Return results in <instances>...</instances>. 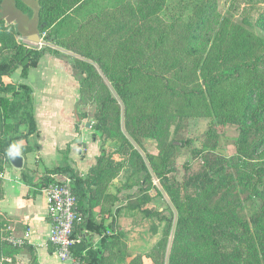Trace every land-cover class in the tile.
Returning a JSON list of instances; mask_svg holds the SVG:
<instances>
[{
    "label": "rangeland",
    "instance_id": "obj_1",
    "mask_svg": "<svg viewBox=\"0 0 264 264\" xmlns=\"http://www.w3.org/2000/svg\"><path fill=\"white\" fill-rule=\"evenodd\" d=\"M25 1L38 11L36 0ZM81 1L62 11L50 9L58 0L40 3L50 26L39 30L38 44L16 35V23L4 16L0 62L13 61L18 68L0 80L27 84L32 92L38 84L37 97L55 102L77 133L96 144L91 167L100 157L102 176L93 187L92 214L110 238L102 244V236L83 233L85 244L102 251L103 264L222 259L229 249L216 217L221 198L240 175L252 207L264 213V145L253 142L264 134L259 116L264 113V66L215 88L203 80L264 53V0ZM4 6L12 9L14 3L5 0ZM30 51L36 71L22 78L26 58L21 62V57ZM38 70L46 74L43 79ZM0 97L16 103L15 94L2 93L1 86ZM18 130L26 132L23 126ZM14 131L0 107V139ZM78 143L68 148L75 144V151L84 153L83 142ZM214 157L238 159L241 172L214 173ZM76 160L80 163L82 154ZM0 166L4 170L2 160ZM73 169L87 177L88 170ZM232 194L244 198L238 191ZM251 212L246 208L244 215ZM1 223L0 264H17L26 251L12 258L7 246L22 240L19 223Z\"/></svg>",
    "mask_w": 264,
    "mask_h": 264
},
{
    "label": "trees",
    "instance_id": "obj_2",
    "mask_svg": "<svg viewBox=\"0 0 264 264\" xmlns=\"http://www.w3.org/2000/svg\"><path fill=\"white\" fill-rule=\"evenodd\" d=\"M7 1V0H6ZM14 7L12 9L4 6L5 0H0V21L4 20V16L15 22L17 27L15 30L16 35L27 36L25 32L27 27L23 29L22 26H36L37 32L44 30L50 26L49 22L43 18V1L36 0L38 3V11L33 6L27 4L25 0H12ZM81 0H58L56 3L51 4L50 9L53 10H70L74 8L75 4H80ZM44 3V5H45ZM21 7H20V6ZM260 22L264 23V9L260 14ZM33 34V33H32ZM7 49L15 50L16 46L7 45ZM25 59L24 64L21 66V76L24 78L30 69L37 67V61L34 53L27 52L21 57ZM260 66H264V53L259 56L252 57L249 62H243L237 65L230 73L212 74L204 78L203 84L208 88H215L216 86L223 84L229 80H232L240 75L242 72H248L250 74L257 73ZM18 66L13 61L0 62V79L4 76L11 75ZM0 86L2 93L11 90L16 96V103H9V99L6 97H0V107L2 108L5 121L9 120L14 124L16 131L13 133H5L0 139V160L3 163H9V159L5 154V150L9 144L22 141V156L25 153L31 151V148L26 145V140L29 136L37 133L36 121H35V108L33 92L29 85L19 83L17 85H4L0 80ZM114 89L118 94H122L121 88L114 83ZM264 112V111H263ZM260 118H264V113L259 112ZM8 125V123H7ZM23 126L26 128L25 133H21L18 128ZM253 142L256 145H264V134L260 137H255ZM101 158L96 160V165L88 170L87 177L82 179L76 171L68 164L67 151L62 154V161L60 164L54 166L52 169L46 170L45 175L39 179H35V171L29 170L23 167L20 170L21 181L28 185L37 188L34 194H39L42 190L54 181H58L61 177H67L71 180V188L75 196V221L73 226L72 239L74 240L71 246V262L72 264H103V254L101 250H94L87 246L84 242L85 234H92L102 236V244L109 241L108 236L105 235V227L103 225H97L93 220L92 208L94 206L92 193L93 187L99 185L102 173L100 170ZM213 164L214 173L219 174L227 172V170H233L239 174L241 172L240 161L235 158L225 160L214 157L211 159ZM3 172V167L0 166V174ZM91 178V179H90ZM242 175L238 177V182L224 193L221 198L217 215V228L225 234L228 242V254L222 255L220 259H216L212 263L208 264H264V213L261 209H255L251 203L253 199L249 197ZM36 181V182H35ZM238 191L242 197L241 201L236 199L232 194ZM232 194V199L228 196ZM228 198V199H227ZM246 208H249L252 212L249 216L244 215ZM2 219V220H1ZM8 222V218L0 212V224L1 222ZM238 230V231H237ZM244 234L247 235V239H243ZM7 254L8 256L15 258L20 254V250H26L29 256V264H37V258L35 255V249L28 245V243L22 240L21 246L9 245ZM49 252H53V247L47 243ZM252 257V259H251Z\"/></svg>",
    "mask_w": 264,
    "mask_h": 264
},
{
    "label": "crops",
    "instance_id": "obj_3",
    "mask_svg": "<svg viewBox=\"0 0 264 264\" xmlns=\"http://www.w3.org/2000/svg\"><path fill=\"white\" fill-rule=\"evenodd\" d=\"M37 72L36 74H38L40 79H43L46 75L40 70ZM63 85V90L69 89L66 84ZM36 86L37 89H33V99L37 133L29 136L26 140V145L28 142L31 151L25 153L24 157H21L23 160L22 168L26 167L29 170L35 171V179L37 180L42 176L40 175L42 172L45 175L46 170L60 164L62 154L67 151L68 164L73 168H78L80 172H87L93 165L97 155L96 144L88 140V136L80 130L77 133L75 124H72L71 120L68 119L66 111L61 112L57 110L55 102L49 100L43 103V99L36 95L37 92L40 93L41 88H39L38 84ZM55 87L57 89L60 88L58 86ZM53 94V97L58 95L56 93ZM71 95L70 93L69 99ZM69 104L70 101H68L67 107ZM62 128L65 131H62ZM73 141L76 144L83 142L84 153H81V150L78 151L79 153L76 152L74 148L75 144L71 148H68ZM81 154L82 160L78 163L76 156H81ZM21 169L14 168L10 162L4 164V170L0 174V212L12 224L19 223L20 229L17 232L28 245L35 249L37 264H72L71 261L57 259L54 252H49L47 237L50 233V226L46 216L45 194L43 192L34 194L37 188L28 186L21 181L19 174ZM13 170H17V175L13 173ZM6 175L8 180H5ZM19 257L18 261L20 262L17 264H29L30 260L27 252L20 254Z\"/></svg>",
    "mask_w": 264,
    "mask_h": 264
},
{
    "label": "built area",
    "instance_id": "obj_4",
    "mask_svg": "<svg viewBox=\"0 0 264 264\" xmlns=\"http://www.w3.org/2000/svg\"><path fill=\"white\" fill-rule=\"evenodd\" d=\"M42 192L45 194L46 216L50 226L47 243L53 247L57 259L70 261L75 221V196L71 181L67 177H61L47 185ZM22 240L16 241L14 245L21 246Z\"/></svg>",
    "mask_w": 264,
    "mask_h": 264
},
{
    "label": "water",
    "instance_id": "obj_5",
    "mask_svg": "<svg viewBox=\"0 0 264 264\" xmlns=\"http://www.w3.org/2000/svg\"><path fill=\"white\" fill-rule=\"evenodd\" d=\"M22 39L24 41H27V42H30V43H34V44L40 43V35H39L38 32H34L33 34H30V35H27V36H23ZM9 162L16 169H21L22 168L23 160H22L21 157L10 159Z\"/></svg>",
    "mask_w": 264,
    "mask_h": 264
},
{
    "label": "clouds",
    "instance_id": "obj_6",
    "mask_svg": "<svg viewBox=\"0 0 264 264\" xmlns=\"http://www.w3.org/2000/svg\"><path fill=\"white\" fill-rule=\"evenodd\" d=\"M22 144V141H16L9 144L8 148L5 150V154L9 160L17 157H22Z\"/></svg>",
    "mask_w": 264,
    "mask_h": 264
},
{
    "label": "flooded vegetation",
    "instance_id": "obj_7",
    "mask_svg": "<svg viewBox=\"0 0 264 264\" xmlns=\"http://www.w3.org/2000/svg\"><path fill=\"white\" fill-rule=\"evenodd\" d=\"M23 27V29H25V27H27V30L25 31L28 35H30V34H32V33H34L35 31V28H36V26L34 25L33 27L32 26H22Z\"/></svg>",
    "mask_w": 264,
    "mask_h": 264
}]
</instances>
